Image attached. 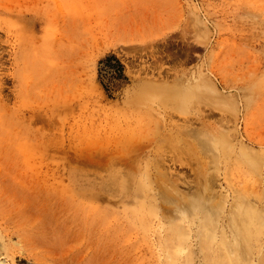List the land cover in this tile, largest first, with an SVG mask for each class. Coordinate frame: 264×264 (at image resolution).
Masks as SVG:
<instances>
[{"label": "rangeland", "instance_id": "obj_1", "mask_svg": "<svg viewBox=\"0 0 264 264\" xmlns=\"http://www.w3.org/2000/svg\"><path fill=\"white\" fill-rule=\"evenodd\" d=\"M73 261L264 264V0H0V263Z\"/></svg>", "mask_w": 264, "mask_h": 264}, {"label": "bare ground", "instance_id": "obj_2", "mask_svg": "<svg viewBox=\"0 0 264 264\" xmlns=\"http://www.w3.org/2000/svg\"><path fill=\"white\" fill-rule=\"evenodd\" d=\"M47 185H48V184H47ZM48 187H49V186H48ZM94 206H95V205H94ZM94 206H93V208H94ZM92 212H93V209H92ZM92 212H91V213H92ZM243 217H244V218L246 217V213H245V212L243 213ZM246 221H247V220H246ZM246 221H245V224L243 225V226H245V227H246L247 225H250V224L246 223ZM98 229H100V228H98ZM257 229H258V228H257ZM80 230H81V229H80ZM87 230H89V229H87ZM87 230H86V231H87ZM86 231H85V232H86ZM90 231H91V229H90ZM90 231H87V232L90 233ZM78 232H79V231H78ZM99 232H100V234H101V229L99 230ZM91 233H93V231H92ZM106 233H107V232H106ZM76 234H77V233H76ZM106 235H107V234H106ZM79 236H80V235H79ZM91 236H92V235H91ZM247 236H248V235H247ZM247 236H246V237H247ZM76 237H77V236H76ZM67 238H68V237H67ZM248 241H249V239H248ZM87 247H88V246H87ZM79 250H80V249H79ZM79 253H80V252H79ZM88 254H89V253H88ZM86 256H87V255H86ZM96 258H97V257H96ZM73 260H74V259H73ZM95 261H96V260H95ZM84 262H85V261H84ZM80 263H81V262H80ZM80 263H79V264H80ZM89 263H90V262H89ZM96 263H97V262H96ZM0 264H1V263H0ZM63 264H64V263H63ZM73 264H74V261H73ZM76 264H77V263H76Z\"/></svg>", "mask_w": 264, "mask_h": 264}]
</instances>
